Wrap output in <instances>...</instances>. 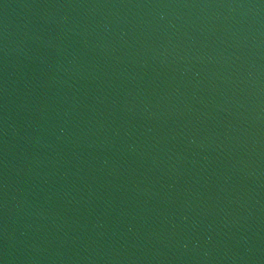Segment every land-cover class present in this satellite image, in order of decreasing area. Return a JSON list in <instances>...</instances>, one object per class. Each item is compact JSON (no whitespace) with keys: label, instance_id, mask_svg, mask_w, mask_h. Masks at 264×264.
Returning <instances> with one entry per match:
<instances>
[{"label":"water","instance_id":"95a60500","mask_svg":"<svg viewBox=\"0 0 264 264\" xmlns=\"http://www.w3.org/2000/svg\"><path fill=\"white\" fill-rule=\"evenodd\" d=\"M0 264H264V0H0Z\"/></svg>","mask_w":264,"mask_h":264}]
</instances>
